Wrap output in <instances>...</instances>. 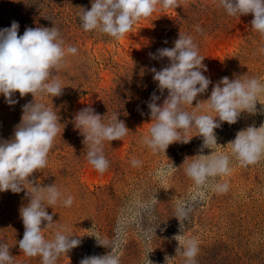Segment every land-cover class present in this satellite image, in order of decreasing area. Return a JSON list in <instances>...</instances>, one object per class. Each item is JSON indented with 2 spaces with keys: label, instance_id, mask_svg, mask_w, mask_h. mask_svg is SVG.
I'll list each match as a JSON object with an SVG mask.
<instances>
[{
  "label": "rangeland",
  "instance_id": "obj_1",
  "mask_svg": "<svg viewBox=\"0 0 264 264\" xmlns=\"http://www.w3.org/2000/svg\"><path fill=\"white\" fill-rule=\"evenodd\" d=\"M177 3V8L158 4L149 17H142L128 33L114 39L83 30L80 16L90 10L92 0H0V30L11 27L13 21L19 24L18 35L26 28L56 27L65 46L78 50L52 71L50 79H58L63 88L60 96L27 94L21 98L16 92L12 98L18 102L10 106L0 94V142L14 138L25 104H44L57 113L60 122L47 166L28 178L31 183L24 181L21 192H0V243L8 245L12 264H41L40 256L28 257L19 248L24 234L20 209L30 202L28 192L33 186L52 184L63 196L56 205L45 202L55 222L43 231L45 239H54L59 230L81 241L55 264H80L85 257L110 251L119 255L120 264H186L176 249L191 239L198 249L195 264H264V156L243 167L228 144L238 131L264 124V93L258 97L256 114L244 112L232 125L221 122L214 130L217 145L212 149L201 151L203 137L195 127L181 133L188 143L174 142L165 152H153L143 143L154 123L150 98L155 94L159 97L155 102L162 105L168 95L166 89L161 93L153 79V68L159 71L170 64L157 50L174 47L180 34L193 37L199 55L205 58L203 74L211 81L193 105H183L189 114L216 116L206 100L223 77L258 78L264 83V36L252 28V14L230 16L220 0ZM87 107L100 114L105 124L118 115L129 129L122 140L103 142L110 162L103 174L88 163V146L75 127L74 117ZM210 154L229 155L230 172L209 178L208 186L198 189L185 169L200 158L195 156ZM133 159L139 165L133 166ZM172 165L176 168L169 175L157 176L162 166ZM223 183L229 185L227 192L214 191V185ZM68 195L74 199L66 207L62 200ZM192 196L196 197L192 212L179 221L177 205ZM146 203L151 205L148 211ZM120 221L126 223L118 235ZM97 235L105 247L98 245Z\"/></svg>",
  "mask_w": 264,
  "mask_h": 264
},
{
  "label": "clouds",
  "instance_id": "obj_2",
  "mask_svg": "<svg viewBox=\"0 0 264 264\" xmlns=\"http://www.w3.org/2000/svg\"><path fill=\"white\" fill-rule=\"evenodd\" d=\"M158 4L163 8L178 7L177 0H92L90 10H83L81 13L82 28L84 31L96 30L120 39L142 17H149ZM220 5L230 16L252 14V28L264 36V0H220ZM18 29V22L13 21L11 27L0 30V94H3L10 106L18 102L12 98L16 92H19L21 98L27 94H32L33 97L38 94L60 96L63 88L58 79H50L52 71L59 70L68 55L77 53V48L65 46L56 27L26 28L23 35H18ZM197 31L202 32V29L197 26ZM157 51L159 57L168 58L170 64L159 71L152 69L153 79L158 82L159 90L163 93L166 89L168 93L162 105L155 102L159 99L155 94L148 103L151 121L154 123L148 135L143 137V143L153 152H165L174 142L188 143L190 140L185 141L181 133H187L193 127L203 137L201 151L203 148L212 149L213 145H217L214 130L221 126V122L232 125L237 123L244 112L256 114L258 97L264 93V83L258 78L230 80L223 77L216 83L206 100L208 107L216 113L215 117L184 111L183 105H193V101L198 95L205 93L211 83L203 74L207 71L203 64L205 58L199 55L198 45L188 35L180 34L174 47ZM150 55L155 58V54ZM22 111L14 138L0 142V192H21L25 188L24 181L30 182L28 178L34 172L47 166L48 153L60 132L57 113L44 104L28 103L23 106ZM74 120L75 127L84 137L83 143L88 146V163L103 174L110 166L103 153V142L122 140L129 129L116 114L105 124L103 117L90 107L79 111ZM228 144L231 145V155L241 166L258 163L264 156V124L259 128L249 126L238 131L234 140ZM195 157L200 158L193 159L187 165L185 173L198 189L207 187L209 178L230 172L229 155ZM139 163L138 160H132L133 166ZM172 168L176 167L162 166L157 171V176L166 177ZM228 188L227 183L214 185V191L218 193H225ZM28 194L30 202L20 209L24 234L19 241V248L28 257L40 256L41 264H55L61 254H67L81 243L75 236L59 230L52 240H46L43 235V231L55 223L53 216L46 211L45 202L49 206L56 205L63 194L55 184L33 186V191ZM203 194L201 191L200 195ZM73 199L68 195L62 200L63 206H71ZM195 199L192 196L177 205L176 218L179 221L189 217ZM144 208L146 211L150 210V203H146ZM125 223L118 222V235ZM95 238L98 245L106 246L98 235ZM114 247H118V244H114ZM197 250L196 241L191 239L186 241L183 248L178 247L176 252L186 258V264H195ZM12 260L8 245L0 243V264H12ZM80 264H120V257L115 251H110L103 256L85 257Z\"/></svg>",
  "mask_w": 264,
  "mask_h": 264
}]
</instances>
